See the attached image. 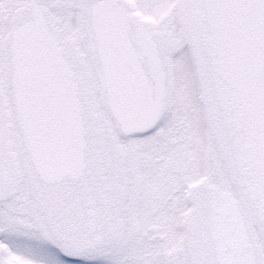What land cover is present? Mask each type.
Returning <instances> with one entry per match:
<instances>
[{"label": "snow or ice", "instance_id": "snow-or-ice-1", "mask_svg": "<svg viewBox=\"0 0 264 264\" xmlns=\"http://www.w3.org/2000/svg\"><path fill=\"white\" fill-rule=\"evenodd\" d=\"M0 264H264V0H0Z\"/></svg>", "mask_w": 264, "mask_h": 264}]
</instances>
